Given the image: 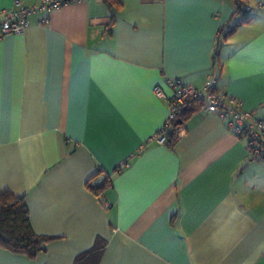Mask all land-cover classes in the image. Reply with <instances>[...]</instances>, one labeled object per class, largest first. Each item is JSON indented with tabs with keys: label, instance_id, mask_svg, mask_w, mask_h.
<instances>
[{
	"label": "crops",
	"instance_id": "0c3cea01",
	"mask_svg": "<svg viewBox=\"0 0 264 264\" xmlns=\"http://www.w3.org/2000/svg\"><path fill=\"white\" fill-rule=\"evenodd\" d=\"M119 1H67L0 39V192L50 237L33 257L0 245V264H74L97 242L87 264H264V165L221 119L200 108L173 147L141 148L167 116L152 90L167 76L201 87L214 71L264 119V0H244L214 63L235 0Z\"/></svg>",
	"mask_w": 264,
	"mask_h": 264
},
{
	"label": "built area",
	"instance_id": "2783aa9c",
	"mask_svg": "<svg viewBox=\"0 0 264 264\" xmlns=\"http://www.w3.org/2000/svg\"><path fill=\"white\" fill-rule=\"evenodd\" d=\"M66 2L67 0H39L33 5H26L21 0H14L10 7L0 10V39L7 34H22L29 25L30 14L56 9ZM243 9L238 23L250 16L249 7L244 5ZM225 35V29L218 30L216 45ZM214 60L213 57V63ZM164 83L169 89L168 93L160 85L153 86L152 90L158 98L166 101L167 116L161 127L144 141L141 148L148 146L152 141L163 144L167 132L173 128V123L180 120V114L185 111L188 103L199 101L205 112L215 114L230 132L244 141L250 157L263 162L264 165V119L244 109L239 98L220 88L214 71L207 75L201 87L186 83L177 76L165 77ZM175 131L180 137L185 128L179 122ZM122 164L124 163L120 166Z\"/></svg>",
	"mask_w": 264,
	"mask_h": 264
},
{
	"label": "trees",
	"instance_id": "16d2710c",
	"mask_svg": "<svg viewBox=\"0 0 264 264\" xmlns=\"http://www.w3.org/2000/svg\"><path fill=\"white\" fill-rule=\"evenodd\" d=\"M74 1V0H67ZM107 6H109L113 11L119 8V0H102ZM244 0H235V14L239 17L244 12ZM250 16L243 20L247 21ZM113 20V18H112ZM234 21L226 30V35L233 31L234 28L240 24ZM108 31H110L109 25H107ZM224 28L220 27L219 30ZM225 35V36H226ZM224 36V38H225ZM219 44L216 45L214 52V62L217 61V52L219 50ZM202 108V104L199 101H191L188 103L187 108L180 114V123L183 125L184 120L187 116L198 109ZM178 122L173 123V128L170 129L165 138L164 145L168 147H173L176 141L179 139L177 136L175 127ZM102 174V173H100ZM99 174V175H100ZM97 175V176H99ZM110 180L104 175L103 178L95 185H90V189L98 196L103 195L104 190L109 185ZM50 237L42 236L34 233L31 229L28 219V208L25 203L23 196L14 195L9 190H3L0 192V245L4 246L14 252L26 253L29 257H33L37 251H39L46 241ZM103 251V245L100 243H95V245L88 251L79 254L74 264H87L86 261L91 258L100 257Z\"/></svg>",
	"mask_w": 264,
	"mask_h": 264
},
{
	"label": "water",
	"instance_id": "95a60500",
	"mask_svg": "<svg viewBox=\"0 0 264 264\" xmlns=\"http://www.w3.org/2000/svg\"><path fill=\"white\" fill-rule=\"evenodd\" d=\"M178 123L181 121H177ZM104 174H100L99 176L96 177L95 181L99 182L103 178Z\"/></svg>",
	"mask_w": 264,
	"mask_h": 264
}]
</instances>
